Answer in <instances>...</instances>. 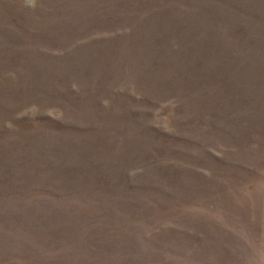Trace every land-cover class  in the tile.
I'll return each mask as SVG.
<instances>
[{
	"label": "rangeland",
	"instance_id": "obj_1",
	"mask_svg": "<svg viewBox=\"0 0 264 264\" xmlns=\"http://www.w3.org/2000/svg\"><path fill=\"white\" fill-rule=\"evenodd\" d=\"M0 264H264V0H0Z\"/></svg>",
	"mask_w": 264,
	"mask_h": 264
}]
</instances>
